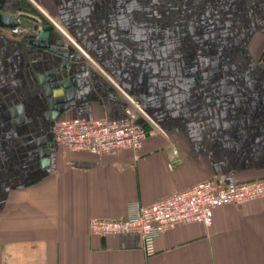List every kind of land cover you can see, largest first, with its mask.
I'll return each mask as SVG.
<instances>
[{
    "label": "crops",
    "instance_id": "crops-1",
    "mask_svg": "<svg viewBox=\"0 0 264 264\" xmlns=\"http://www.w3.org/2000/svg\"><path fill=\"white\" fill-rule=\"evenodd\" d=\"M0 12L35 17L50 43L72 49L61 68L0 28V264H264V197L217 207L208 226L164 230L149 255L137 234L88 229L226 172L264 176V0H0ZM49 70L74 89L58 116H124L116 84L146 97L163 133L136 152L68 151L45 116L37 76Z\"/></svg>",
    "mask_w": 264,
    "mask_h": 264
},
{
    "label": "built area",
    "instance_id": "built-area-1",
    "mask_svg": "<svg viewBox=\"0 0 264 264\" xmlns=\"http://www.w3.org/2000/svg\"><path fill=\"white\" fill-rule=\"evenodd\" d=\"M31 26L21 23L9 30L13 34H37L43 27L38 22L35 29H31ZM69 42L91 60L84 49L73 40ZM114 90L123 102L124 116H58L51 125L54 142L70 152L115 155L123 149L136 152L148 135L163 133V129L148 112L143 94L132 95L116 84ZM261 197H264V176L238 181L232 172H226L150 204L130 202L126 215L121 218L92 217L88 229L96 235L137 234L141 238L144 253L149 255L155 251L156 237L164 230L180 223L211 225L217 207L241 204Z\"/></svg>",
    "mask_w": 264,
    "mask_h": 264
},
{
    "label": "water",
    "instance_id": "water-1",
    "mask_svg": "<svg viewBox=\"0 0 264 264\" xmlns=\"http://www.w3.org/2000/svg\"><path fill=\"white\" fill-rule=\"evenodd\" d=\"M21 18H30L35 23L37 19L26 13L13 14L9 12H0V28H13L21 24ZM36 27V25H35ZM51 26L44 25L42 30L35 33H25L23 36L27 41L35 46L48 49L52 53L61 58V68H66L69 65V57L72 49L70 47H58L50 43ZM44 95L47 98L49 111L45 113L47 118L54 120L58 115L66 110L69 105L73 104L74 89L71 87L67 78L57 79L54 70L46 71L44 74L37 76ZM12 116L15 117L16 122L23 120L21 105L13 107ZM39 145H45L46 141L43 138L38 139ZM43 156L42 163L46 165L49 161V148L41 149Z\"/></svg>",
    "mask_w": 264,
    "mask_h": 264
},
{
    "label": "rangeland",
    "instance_id": "rangeland-1",
    "mask_svg": "<svg viewBox=\"0 0 264 264\" xmlns=\"http://www.w3.org/2000/svg\"><path fill=\"white\" fill-rule=\"evenodd\" d=\"M28 3V2H27ZM24 10V9H23ZM25 10L27 12H30V13H33V14H37L36 12H38L33 6L32 4H25ZM38 16H40L39 14H37ZM41 17V16H40ZM41 21H45L42 17H41ZM32 24V23H30ZM39 24V23H38ZM80 52V51H79ZM81 53V52H80ZM83 58L87 59L84 55H83ZM88 60V59H87ZM89 61V60H88ZM90 62V61H89Z\"/></svg>",
    "mask_w": 264,
    "mask_h": 264
},
{
    "label": "flooded vegetation",
    "instance_id": "flooded-vegetation-1",
    "mask_svg": "<svg viewBox=\"0 0 264 264\" xmlns=\"http://www.w3.org/2000/svg\"><path fill=\"white\" fill-rule=\"evenodd\" d=\"M35 25H36V23L35 24L33 23L32 26H31V29H35L36 28Z\"/></svg>",
    "mask_w": 264,
    "mask_h": 264
}]
</instances>
